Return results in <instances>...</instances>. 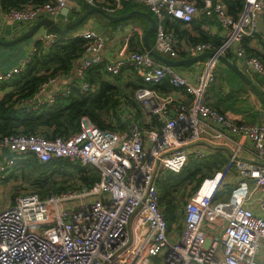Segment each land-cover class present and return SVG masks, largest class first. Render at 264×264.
Wrapping results in <instances>:
<instances>
[{"label":"built area","instance_id":"obj_1","mask_svg":"<svg viewBox=\"0 0 264 264\" xmlns=\"http://www.w3.org/2000/svg\"><path fill=\"white\" fill-rule=\"evenodd\" d=\"M99 6L108 12L133 1L148 7L156 19L153 47L177 59L213 51L194 80L176 66L154 58L148 50H130L107 59L101 50L102 32L88 28L74 35L87 40L83 57L75 63L76 80L48 100L45 89L63 73L49 75L24 103H53L73 87L92 89L88 69L103 63L117 75L131 68L143 81L134 97L148 114L149 125L131 121L124 129L102 128L84 116L80 129L48 136L23 131L0 136V182L18 159L34 157L46 163L60 158L98 170L91 185H75L64 192L41 196L35 190L16 195L0 207V264H264V105L255 120L237 117L209 104L208 85L215 79L219 55L234 52L236 62L264 75V50L247 51L249 39L262 37L258 17L264 21V0H244L235 17L224 0H47L27 2L4 10L7 19L30 23L46 14L60 17L61 9L76 12V2ZM64 14V20H69ZM172 17L189 25L197 20L211 33L209 19L223 30L220 44L182 41L168 27ZM61 38L40 35L50 46ZM35 47L10 68L0 70V91L30 61ZM169 81L173 89L156 85ZM8 148L7 154L4 148ZM221 150L225 160L202 182V188L183 204L177 226L169 225L162 205L158 179L179 172L190 158H205Z\"/></svg>","mask_w":264,"mask_h":264},{"label":"trees","instance_id":"obj_2","mask_svg":"<svg viewBox=\"0 0 264 264\" xmlns=\"http://www.w3.org/2000/svg\"><path fill=\"white\" fill-rule=\"evenodd\" d=\"M44 1L47 0H0V6L3 10H6L10 6ZM109 1L111 2L112 0ZM80 2L84 4L83 11L90 7L83 1ZM224 2L227 4L230 13L235 17L242 10L244 4V0H224ZM134 7L125 3L121 10L119 9L115 12L116 14H123ZM146 10L150 12L148 8ZM81 11L79 10L77 13ZM123 21L127 20L115 23ZM166 23L179 36L186 31L184 29L180 30L182 25L190 27L196 24L197 27L200 26L198 21L186 25L172 17H167ZM74 33L75 29L67 34L60 35L61 38L50 44V46H44L41 40H37L34 43L35 52L27 65L10 82L3 84V86H11L12 90L0 97V136L19 131L25 133L42 132L48 136L57 134L68 135L80 129V120L84 116L102 128L124 129L131 121L138 120L146 126L149 125V122L140 120L142 109L134 97V90L143 83L141 78L135 74L137 83L131 87L134 89L132 90L133 93L131 95L126 94L114 83V80L118 81L120 79L122 72L117 75H111L104 70L103 63L94 64L87 71L85 78L93 85L92 89L82 92L75 86L69 95L56 96L53 103L45 101L38 103L36 108H27L24 101L36 93L40 84L49 75H54L58 72L63 74L70 73L75 63L83 57L87 40L82 36L74 35ZM155 33L154 30L150 34L151 44H154ZM201 33L197 40L188 38L194 42L211 41L214 45L220 44V41L216 38L204 32ZM143 50L145 49L139 51ZM247 51L250 54H261L250 46H248ZM229 54L230 52L227 55ZM229 71L231 76L227 77V81L231 85V94L226 98L220 97V101L222 102L225 99L226 106L231 108L233 106L232 103L237 100V98L233 100L235 93L245 90L246 83L233 70L229 69ZM156 86L163 91L173 89L169 81H164ZM123 101L126 103L124 107L121 106ZM127 107L134 108L136 112L130 114L126 111ZM246 107L249 106L247 105ZM217 108L219 109V107ZM223 160H225L224 153L219 150L205 158H190L179 172L166 171L161 175L158 179L161 205L170 226L175 218L176 208H178V215L183 207L184 198L197 193L202 188V182L212 175V170L218 167ZM18 166L23 168L25 172L28 170L29 175L34 176L35 182L41 184L38 187H43V183L49 182V176L47 175L49 171L56 172L60 167L65 166L72 167L79 185L89 186L98 179V170L93 166L80 163L74 164L63 158L43 163L34 157H27L18 159L14 167ZM187 187H190V191L180 201V197H176V193L180 189ZM62 188L64 186L56 187L57 190L50 191L49 187L47 192L42 191L41 188H36L35 191L38 190L37 192L40 191L39 194L41 196H45L52 192H59Z\"/></svg>","mask_w":264,"mask_h":264},{"label":"crops","instance_id":"obj_3","mask_svg":"<svg viewBox=\"0 0 264 264\" xmlns=\"http://www.w3.org/2000/svg\"><path fill=\"white\" fill-rule=\"evenodd\" d=\"M104 3H107L108 0H102ZM125 3L131 4L135 6L133 9H142L146 10L148 7L133 1H125L123 2L120 10L125 6ZM84 4L80 1L76 2V12L73 14L68 13L69 20H64V13L61 12V16L54 18L59 24L66 25L67 23L71 22L75 18H77L83 12ZM118 9V10H119ZM79 10H82L80 13H77ZM85 11V10H84ZM117 11V10H116ZM147 11V10H146ZM115 13L116 12H112ZM118 14V13H117ZM48 16L46 14L42 15ZM40 18V17H39ZM38 19V18H37ZM197 21V20H195ZM212 31L211 33L206 32L200 26L197 27L196 24L188 27L182 25L180 30L184 29L185 32L181 33L180 36L176 34L177 37H180L179 40L182 41L186 37L191 39L197 40V38L204 32L209 34L210 36L216 38L218 41L221 40L223 36V30L219 27V25L214 21L209 19ZM34 22V21H33ZM33 22L30 23H21L15 20L7 19L4 15V10L1 8L0 10V37L3 39H12L20 34L24 33ZM197 23V22H195ZM150 22L145 17H132L127 19V21H123L120 23H115L104 17L100 13H92L90 14L82 24H80L77 28H75V33L78 31L93 28L95 29L96 25H100L101 28L98 30L103 33L105 38L104 46L101 50V53L107 59H114L130 50H142L146 49L143 43V34L146 28L149 26ZM174 31V30H173ZM175 32V31H174ZM49 33L44 26L40 27L38 31L27 40L12 46H2L0 45V70L5 68H10L18 63L20 59L25 57L31 49L35 47L34 43L36 39L40 35H45ZM150 38V36H149ZM150 40V39H149ZM198 42V41H197ZM151 43V42H150ZM153 46V44H152ZM249 46L261 52L264 50V38L258 37L249 39ZM202 53V52H201ZM200 54V53H199ZM198 55V54H197ZM194 56V55H193ZM230 60L236 59L234 56V52L230 51V54L227 55ZM189 55H185L182 58H188ZM179 59V58H178ZM206 58H203L199 61L185 63L181 65H177V69L187 75L191 80H194V76L197 72L201 71L202 66L205 62ZM237 61V60H236ZM240 68H242L264 91V75H259L253 71L247 70L243 65L240 63L238 64ZM229 67L224 64L223 62H218L215 67V79L208 85L205 93V98L209 104L219 107L222 111H228L237 117H245L247 119L248 116L255 118L257 113L256 110L261 108L264 103L259 99V97L248 87L246 84L245 90L240 91L239 93H235V98L233 100H237L233 102V106L227 107L225 104V99L221 102V98H226L228 95L231 94V85L227 81V77L231 76ZM232 70V69H231ZM136 73L131 68H125L122 70L120 74V79L118 80L117 86L123 92L125 87L129 88L132 87L133 84L137 83V76ZM76 80V74L72 71L67 74H62L55 82L51 83L43 92L41 98L43 100L50 99L53 95H55L58 91L63 90L66 85L70 84ZM116 81V80H114ZM115 83V82H114ZM12 90L11 86L4 85L0 91V97L3 96L5 93L10 92ZM172 93L181 99H185L187 97L186 94L180 92L179 90L172 89ZM126 103L123 101L121 106H125ZM249 107H246V106ZM141 107V106H140ZM142 109V117L140 120L142 122H148V114ZM127 112L135 113L136 110L131 107H127ZM252 120V119H250ZM139 121V120H138ZM0 182V193L2 192V186ZM6 205V204H4ZM2 202H0V207L4 206Z\"/></svg>","mask_w":264,"mask_h":264},{"label":"water","instance_id":"obj_4","mask_svg":"<svg viewBox=\"0 0 264 264\" xmlns=\"http://www.w3.org/2000/svg\"><path fill=\"white\" fill-rule=\"evenodd\" d=\"M1 10V6H0ZM61 12L64 14L68 13V8H62ZM100 13L107 19H109L112 22H118L122 20H127L132 17H145L149 20L150 24L146 28L144 34H143V43L145 45L146 50L149 51V53L156 58L159 61H162L166 64L177 66L185 63L195 62L199 61L203 58L212 56L214 54L213 51H204L198 55L190 56L188 58H177L172 59L169 58L166 55L160 54L158 51L154 49L152 44L150 43L149 36L152 31L155 30L156 25V19L153 16V14L149 11L142 10V9H132L126 13L123 14H115L112 12H108L105 9L99 7V6H90L85 11H83L77 18L72 20L71 22L67 23L66 25L59 24L54 18L50 16H43L38 19H36L32 25L22 34L19 36H16L12 39H3L0 37V45L2 46H12L19 44L28 38L32 37L40 27L44 26L47 31L49 32H55L57 34L63 35L67 34L71 30L77 28L80 24L84 22V20L92 13ZM258 24H259V30L264 35V21L261 16L258 17ZM100 25H96L95 29H100ZM219 60L226 64L230 69H232L238 76L248 85V87L259 97V99L264 103V91L260 88V86L242 69L239 67L238 63L236 62V59L230 60L227 55H219ZM4 151L9 154L10 150L6 147L4 148Z\"/></svg>","mask_w":264,"mask_h":264},{"label":"rangeland","instance_id":"obj_5","mask_svg":"<svg viewBox=\"0 0 264 264\" xmlns=\"http://www.w3.org/2000/svg\"><path fill=\"white\" fill-rule=\"evenodd\" d=\"M114 82L116 84L118 83V81H114ZM132 90L134 89H132L129 86V88L125 87L124 92H126V94L131 95L133 93ZM248 118L255 120V118H252L249 116ZM223 163H224V160L219 165H223ZM28 172H29L28 170H26L25 172L24 169L19 166L14 167L10 175L1 181V184H3L2 192L0 193V202H2V205L7 204L8 202H12L16 195L26 190H30V189L35 190L36 188H41L42 191L47 192V188L49 187H50V191H54V190H57L56 187L64 186V188H62V191H61V192H64L66 191L64 190L65 187L67 188V187H73L75 185H79V182L76 178V174L74 173V171L72 170V167L70 166L60 167L58 171L56 172L49 171L47 174L49 176V182L43 183V187H38L41 184L35 182L36 179L33 178L34 176L29 175ZM51 173L52 175H50ZM189 191H190V187L180 189L176 193V197L179 196L180 201H181V199H183V197H185V195ZM184 199L185 201H183V204L184 202L188 200V196L185 197ZM177 213H178V208H176L175 218L172 221L171 225L177 226V219H178Z\"/></svg>","mask_w":264,"mask_h":264}]
</instances>
